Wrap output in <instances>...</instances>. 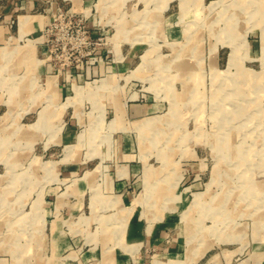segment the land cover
I'll use <instances>...</instances> for the list:
<instances>
[{
  "label": "rangeland",
  "instance_id": "374dc122",
  "mask_svg": "<svg viewBox=\"0 0 264 264\" xmlns=\"http://www.w3.org/2000/svg\"><path fill=\"white\" fill-rule=\"evenodd\" d=\"M37 12L35 35L0 45V264H62L57 220L80 264H108L129 219L181 240L149 248L151 264H264V0H42ZM134 104L143 116L120 114ZM121 158L138 187L108 217L75 179ZM71 159L78 174L62 170Z\"/></svg>",
  "mask_w": 264,
  "mask_h": 264
},
{
  "label": "crops",
  "instance_id": "0c3cea01",
  "mask_svg": "<svg viewBox=\"0 0 264 264\" xmlns=\"http://www.w3.org/2000/svg\"><path fill=\"white\" fill-rule=\"evenodd\" d=\"M42 0H0V45L3 42L18 40L22 37H28L35 35L40 27L43 19V15L38 13V9L41 7ZM91 0H54V3L65 4L73 3L84 4ZM59 82L53 83L54 94H59ZM58 109H63L64 104L59 103ZM120 114L124 117H141L145 110L144 106L140 104L130 105L129 108L121 109ZM61 111H58L60 114ZM140 121L139 119L136 122ZM50 143H47V145ZM58 145L62 143H57ZM124 146L126 143H123ZM122 156H124L122 154ZM60 160V159H59ZM58 160V161H59ZM129 160L120 159V164L114 169L112 173H107L103 166L99 162L93 166L92 169H84L76 181L78 184L74 194L82 196L88 195L91 197H103L98 198L94 202L90 199L89 205L95 212H107L108 217L115 215L120 211H125L126 206L131 202L130 191L135 190L138 187L137 183L131 185V179L138 173V166L130 164ZM59 164L62 162L59 161ZM81 161L69 160L62 165L63 172H69L70 175L78 174L77 169L81 171L78 164ZM102 172V184H97L98 173ZM121 205V207H119ZM72 208L75 210L80 208L81 202L73 203ZM117 206V208H116ZM119 217V216H118ZM120 218V217H119ZM117 218L116 223L113 226L118 227L120 224ZM111 219V218H110ZM104 220V221H103ZM101 221L106 225L108 219L101 218ZM114 221V219H113ZM63 221H54L48 223V228L51 227V236L49 243L52 246L53 259H64L67 263L69 261L72 264H80V260H85L86 255L81 254L80 250L72 249L71 244L75 245L76 240H72L69 237L65 238L61 235ZM104 226V225H103ZM166 225L160 223H140L139 219H129L127 229L125 232L115 240V247L109 251L111 253L108 264H151V258L148 254L149 248H156L157 250L169 254L170 251H176L181 247L180 238L175 236L171 237L168 234ZM89 253L93 250L88 249ZM108 252V251H107ZM61 262L64 264V262ZM77 261V262H76Z\"/></svg>",
  "mask_w": 264,
  "mask_h": 264
},
{
  "label": "bare ground",
  "instance_id": "6f19581e",
  "mask_svg": "<svg viewBox=\"0 0 264 264\" xmlns=\"http://www.w3.org/2000/svg\"><path fill=\"white\" fill-rule=\"evenodd\" d=\"M137 201V200H136ZM222 201V200H221ZM227 210V209H226ZM215 223V222H214ZM190 236V235H189ZM154 264H157V262L156 261H154Z\"/></svg>",
  "mask_w": 264,
  "mask_h": 264
}]
</instances>
